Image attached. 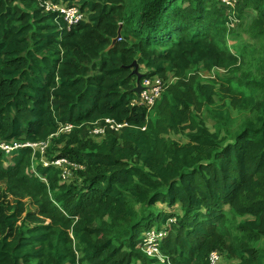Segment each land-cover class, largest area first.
I'll return each mask as SVG.
<instances>
[{
  "label": "trees",
  "instance_id": "trees-1",
  "mask_svg": "<svg viewBox=\"0 0 264 264\" xmlns=\"http://www.w3.org/2000/svg\"><path fill=\"white\" fill-rule=\"evenodd\" d=\"M44 2L88 17L69 27ZM249 8L252 37L264 40V0H238L240 24ZM229 15L216 0H0V138L53 139L64 145L55 159L84 167L67 183L55 166L28 173L41 156L30 147L0 150V264H211L215 251L264 264V74L241 73L249 46L229 47ZM134 61L150 71L142 80L166 82L151 111L133 105ZM201 69L241 74L217 89ZM217 96L253 111L234 139L193 113ZM107 118L127 125L96 143L91 129ZM62 125L73 129L58 134ZM153 230L165 234L164 262L140 247Z\"/></svg>",
  "mask_w": 264,
  "mask_h": 264
},
{
  "label": "rangeland",
  "instance_id": "rangeland-1",
  "mask_svg": "<svg viewBox=\"0 0 264 264\" xmlns=\"http://www.w3.org/2000/svg\"><path fill=\"white\" fill-rule=\"evenodd\" d=\"M77 3V2H75ZM70 6V5H68ZM68 6H63V8H68ZM72 6V5H71ZM247 16L243 17V23H238L233 28V33L228 36V45L233 51H237L243 48L246 44L249 46L248 51L245 55V63L242 67V72L248 74L253 73L254 77L260 78L264 74V70L259 67L258 60L255 57L263 58L264 54L257 53L255 55L251 54L253 48H257L258 51L264 49V40L262 39H253L252 35L255 32H251L249 27L252 19L255 17L256 12L249 8L246 12ZM85 17H88V14L85 13ZM239 20V19H238ZM247 48V46H246ZM140 73L147 74L148 71L143 65H139ZM200 76L203 83H216L217 89L221 88L222 85H228V81H233L236 84L238 77L240 74H230L223 69H215L210 73H206L203 69L200 70ZM176 79L173 73L168 74V84L174 82ZM237 97L241 98L242 96L238 95ZM217 102V106L215 107H207L203 106L201 110H196L195 107H192L193 113L198 120H203L206 126L212 132H219L221 137H225L227 139H234L235 136L244 128L246 122L249 119H253V111L248 109H236L229 105V99L221 100L220 97H215ZM226 105V106H225ZM222 114V116H220ZM90 138L93 139L96 143H100L101 140H98V137H94L90 135ZM174 139L184 143L187 141V137L185 135H176ZM64 145L56 143L53 139H50L46 146H37L35 148V152L40 153V158L37 155H34L31 159V168L29 166L28 173H37V167L43 166L45 161H51L58 156V154L62 151ZM71 161V160H70ZM73 162V161H72ZM71 162V163H72ZM76 163V162H74ZM72 163L66 165L64 168L67 171V178L63 179L64 182L67 183H76L79 180V171L83 170L84 167H81V164ZM8 198V197H7ZM159 209L164 210L165 212H179L180 206L176 205L174 207H169L167 205L159 204ZM26 210L34 212L36 209L30 204L29 201L26 202ZM25 216V214H24ZM47 223V220L45 221ZM40 222H34L28 220L25 222L27 226L38 225ZM258 246L264 247V239L259 242ZM164 260V257H161ZM160 259V260H161ZM218 264H239V261L236 259H229L225 254L220 255Z\"/></svg>",
  "mask_w": 264,
  "mask_h": 264
},
{
  "label": "built area",
  "instance_id": "built-area-1",
  "mask_svg": "<svg viewBox=\"0 0 264 264\" xmlns=\"http://www.w3.org/2000/svg\"><path fill=\"white\" fill-rule=\"evenodd\" d=\"M220 5H223L230 10L229 15V22L228 26L230 28H235V26L240 22L238 20L237 16V5L238 0H216ZM63 6H68L65 4H53L50 2H44L41 4V7L47 12H58L66 21L69 27L76 25L80 21L86 20L85 13L81 11L80 7L77 5L68 6V8H63ZM236 24V25H234ZM142 87L143 90L137 94L138 97L136 100L133 101V105L138 106H144L148 109V111H151L154 107L156 100L161 96L162 92L166 88V82L160 77V76H152L147 77L144 80H142ZM127 124H118L112 119H105L104 125H98L94 124L93 128L91 129V135L95 137L105 136L106 131L108 129L116 132H120V130L126 126ZM73 129L72 125H62L59 133L67 134L70 133ZM57 134V135H58ZM48 142H40V143H20V142H5L0 138V150L4 151L6 155L10 156L13 151H16L20 148L24 147H30L33 150L37 146H46ZM70 161L68 158L62 157V158H56L52 159L50 162L45 161L43 163L44 167L48 166H55L62 170V178H67V171L64 168L66 165H69L74 162ZM76 164V163H74ZM77 165V164H76ZM80 166V165H77ZM83 167V166H81ZM165 234L163 232H159L157 230H153L150 232H147L144 236L143 242L140 245L142 251L147 254L150 258H157L161 259V257H164L161 253L159 242L163 238ZM220 258V254L215 251L210 254V262L211 264H218ZM161 261H165L161 259Z\"/></svg>",
  "mask_w": 264,
  "mask_h": 264
},
{
  "label": "water",
  "instance_id": "water-1",
  "mask_svg": "<svg viewBox=\"0 0 264 264\" xmlns=\"http://www.w3.org/2000/svg\"><path fill=\"white\" fill-rule=\"evenodd\" d=\"M120 38H121V27L119 29L118 36L113 40V43L109 47V49L114 47V45L117 43L118 40H120ZM130 67L133 68V74L137 77V86L135 88V92L139 94L143 90L141 81L144 75L140 73L139 64L137 61H134L132 65H130Z\"/></svg>",
  "mask_w": 264,
  "mask_h": 264
},
{
  "label": "crops",
  "instance_id": "crops-1",
  "mask_svg": "<svg viewBox=\"0 0 264 264\" xmlns=\"http://www.w3.org/2000/svg\"><path fill=\"white\" fill-rule=\"evenodd\" d=\"M94 137H95V136H94ZM104 138H105L104 136H100V137H98L97 139H98V140H101V142H102V141L104 140ZM101 142H100V143H101Z\"/></svg>",
  "mask_w": 264,
  "mask_h": 264
}]
</instances>
